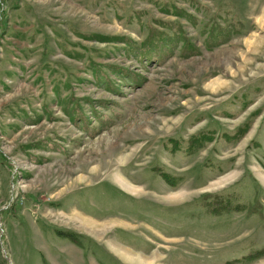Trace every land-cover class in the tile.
Segmentation results:
<instances>
[{
    "label": "rangeland",
    "instance_id": "1",
    "mask_svg": "<svg viewBox=\"0 0 264 264\" xmlns=\"http://www.w3.org/2000/svg\"><path fill=\"white\" fill-rule=\"evenodd\" d=\"M1 2L0 264H264V0Z\"/></svg>",
    "mask_w": 264,
    "mask_h": 264
},
{
    "label": "bare ground",
    "instance_id": "2",
    "mask_svg": "<svg viewBox=\"0 0 264 264\" xmlns=\"http://www.w3.org/2000/svg\"><path fill=\"white\" fill-rule=\"evenodd\" d=\"M97 170H98V169H93V170H92V173L97 172ZM116 179H117L116 181H117L122 187H125L126 189H131V190H134V191H138V190H140V189H138V188H136V187L131 186V185L128 183V181L125 180L122 176H118ZM77 215H78V214H77ZM81 217H82V216H81ZM82 219H83V220H90V219H85V218H82ZM91 221L93 222V224H94L95 226L98 225V223H97L96 221H93V220H91ZM95 222H96V223H95ZM106 223H107V222H106ZM106 223H102V224H106ZM97 228H98V226L94 228V229H95V232H98V231H99V230H97ZM114 251H115L116 253H118L119 255H122V256H124V257H128V258H130L131 256L134 255V254L130 253V252L127 251V250H123L122 248H115ZM136 256H137V255H136ZM144 262L147 263L146 260H145ZM263 263H264V262H263Z\"/></svg>",
    "mask_w": 264,
    "mask_h": 264
},
{
    "label": "clouds",
    "instance_id": "3",
    "mask_svg": "<svg viewBox=\"0 0 264 264\" xmlns=\"http://www.w3.org/2000/svg\"><path fill=\"white\" fill-rule=\"evenodd\" d=\"M184 189L182 188H176L175 190H173L172 192H170L168 195L170 197L169 203L172 204H178L183 202L181 200V197L184 195Z\"/></svg>",
    "mask_w": 264,
    "mask_h": 264
},
{
    "label": "trees",
    "instance_id": "4",
    "mask_svg": "<svg viewBox=\"0 0 264 264\" xmlns=\"http://www.w3.org/2000/svg\"><path fill=\"white\" fill-rule=\"evenodd\" d=\"M0 4H1V6H3V3H2V2H1ZM1 157H2V156H1ZM161 176L164 177V179H165L167 182H169L171 185H174V184H175V178L170 177L166 172H163V173L161 174ZM6 213H7V212L5 211L4 214H6ZM61 236H65V235H61Z\"/></svg>",
    "mask_w": 264,
    "mask_h": 264
}]
</instances>
